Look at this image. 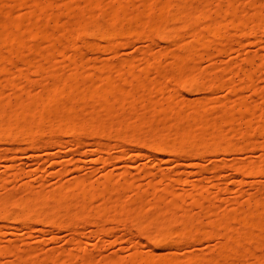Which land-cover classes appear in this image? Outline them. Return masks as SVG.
<instances>
[{"label":"bare ground","instance_id":"6f19581e","mask_svg":"<svg viewBox=\"0 0 264 264\" xmlns=\"http://www.w3.org/2000/svg\"><path fill=\"white\" fill-rule=\"evenodd\" d=\"M220 1L222 3L219 0H0V144H24L26 150L38 151L41 145L46 148L52 143L58 149L68 144L63 138L81 145L82 137H91L97 140L98 148L104 140L116 141L145 146L155 156L168 154L176 160L202 159L203 146L214 147V150L224 145L239 150H263L264 143L251 141L264 136V107L256 101L252 104L239 100L223 102L210 97L182 105L169 101L168 108L157 110L150 99L152 94H162L170 86L174 88L172 92L179 88H187V91L199 88L207 90L211 96L221 86L230 93L244 86L251 89L257 99H262L263 92L257 90L251 71L231 66L217 68L215 61L225 54L240 53L245 39L253 38L257 42L264 39V14L251 2L239 8L235 5L237 0ZM48 20L54 22L51 32ZM60 21L66 27L59 25ZM202 21L207 23L204 27H200ZM134 36L156 38L175 46L177 50L167 47L160 53L171 59L167 68L162 67L161 56H155L150 50L144 51L140 60L133 58L114 63L98 55L89 61L83 59V48L79 45L83 42L85 49L93 54L113 55L120 44ZM185 36L190 41L181 45ZM36 39L46 42L45 48L41 49ZM29 40H33L31 45ZM209 49H214L216 56L210 55ZM68 51L72 52L71 56ZM57 56H62L63 60L59 61ZM204 56H208L209 66L201 69ZM246 58L252 66L253 57ZM257 69H264L263 58ZM30 73L47 85L35 94L29 91ZM149 74L155 76L153 81L149 80ZM23 83L28 88H24ZM6 90L12 93V98L5 96ZM131 95L137 97L128 99ZM181 108L189 112L184 132H181L184 123ZM211 113L215 116L209 117ZM173 114L180 117L177 125L165 127L166 121L162 124L160 117ZM196 128L199 132L193 131ZM12 159H6L1 167L12 168L6 165ZM55 159L52 157L50 161L54 163ZM109 159L104 166L111 164ZM228 168L239 176L257 177L264 173V159ZM202 170L212 175L208 186L198 180L190 185V191L181 190L179 194H175L174 185L184 182L175 175L162 174L161 179L168 182L160 191L164 196L155 198L152 204L138 194L126 196L134 182L127 179L125 173L121 174L122 182L105 175L101 189L90 185V176L83 175L49 192L35 190L30 184L22 191H7L4 179L0 178V189L5 191L0 196V221L13 220L26 228L33 221L73 228L74 220L92 213L93 216L112 214V220L123 218L133 223L137 232L159 249L210 238L214 235L212 229L221 227L224 230L219 234L222 243L214 255L213 252L209 257L192 255L190 263L246 264L247 259L253 257L251 247L264 250V200L257 198L259 190H255L243 205L240 181L235 198L229 202L230 209L220 213L216 207L205 206V202L221 200V193L229 192V188L215 183L222 171L220 166ZM65 172H58L57 176ZM31 173L36 175L38 169ZM214 187L217 192L211 193L209 188ZM148 188L158 191L155 185ZM98 196L104 202L93 207L92 200ZM167 197L171 200L165 203ZM192 208L206 213L209 221L203 223L199 215L191 214ZM151 209L158 212L152 216ZM12 254L16 264H29L23 260L24 253ZM161 256L155 254L157 258ZM151 257L142 259L135 254L129 262H110L179 264L174 258L156 262ZM254 258L255 261L261 259L251 264H264V257Z\"/></svg>","mask_w":264,"mask_h":264},{"label":"rangeland","instance_id":"374dc122","mask_svg":"<svg viewBox=\"0 0 264 264\" xmlns=\"http://www.w3.org/2000/svg\"><path fill=\"white\" fill-rule=\"evenodd\" d=\"M62 2L64 3V1H61V3ZM219 2L222 3L220 0ZM247 2L254 4L255 7L264 14V0H237L235 5L242 8ZM22 10L24 11V8ZM27 10L24 12H28ZM76 14L78 15V12H76ZM72 18L73 17H71L70 21L74 20V18ZM66 19L69 20L68 18ZM43 20L41 21H46V19L45 21ZM64 20L65 18H63V22L66 24ZM38 21H40V19ZM204 22L202 21L199 23L200 27H204L205 24H207L206 21ZM60 24L61 21L59 22V25ZM64 24H61V26ZM47 25L50 31V29L54 27V22L48 20ZM64 26L66 27V25ZM62 35L63 34H61V36ZM32 41L29 40L28 43L31 45L32 43L30 42ZM189 41L190 39L185 36L180 43L181 45H185ZM35 42L37 43L38 40L36 39ZM35 42L33 43L36 44ZM39 42L38 44L42 47L41 49H43V47L45 48L47 43L41 40ZM96 42L100 45L103 44L98 41ZM84 43L85 42L79 45L83 48L81 52L85 61H89L95 55H98L102 60H111V62L114 63L122 60H131L133 58L140 60L141 54L146 50H150L155 56H161L160 53L164 48L169 47V50L172 51L176 49L175 46L173 47L156 38L150 40L145 37L134 36L120 44L116 48L115 54L100 55L93 54L86 50V45ZM208 52L212 56H216L217 54L214 49H209ZM68 53L65 55V58H67ZM70 53L72 54L71 51ZM248 56L253 57L252 60H254V64L252 66H249L247 63L246 57ZM61 57L57 56V59H59V61L63 60V57ZM261 58L264 59V39L257 42L253 38H249L243 40L240 53L236 54L233 52L225 54L215 61L217 68L231 66L232 68L242 67L244 71H251L256 79L257 90L263 92L261 100L253 95L251 89L244 86L236 87L233 93H230L225 87L221 86V88L218 87L217 90L214 91V94H212L213 96H211L207 90L201 91L199 88L190 89L188 91L187 88H179V90L172 92L171 89L174 88L170 86L168 91L162 94L154 93L150 96V99L155 103L157 110L168 108L167 105L169 101H174L178 105H182L190 102H199L210 97L223 102L228 100L231 102L239 100L252 104V102L256 101L264 107V69H257V64ZM170 60L169 57L162 55V67L167 68ZM14 61H17L16 58H14ZM208 66V56H204L200 67L204 69ZM13 71L15 70H12V72ZM241 76L242 73L240 74V77ZM154 79L155 76L149 74V80L153 81ZM29 81L30 84L32 83L29 88L32 94L40 92L43 87L47 86L45 81H42L41 78L35 76L33 73L29 74ZM25 86H27L26 83H23V87L28 88ZM5 96L12 98V93L6 90ZM135 97L137 96L131 95L128 99H133ZM85 102L88 103V100H85ZM181 110L182 113L180 115L184 117L181 132H184L187 130L185 117L189 116V112L187 113L188 110L186 108H181ZM208 116L215 115L211 113ZM160 118L162 124L163 121H166L165 127L173 126V124L176 122L178 123V119H180L179 115L176 114ZM245 121H247V119H244V122ZM177 123L174 125H177ZM193 131L199 132L197 128L193 129ZM142 137L146 138L145 135ZM62 141L68 142V144H63V146L58 149L52 143L46 148L41 145L38 151L26 150L24 144L1 143L0 178L4 179L7 191H22L27 184H30L35 190L43 189L49 192L59 185H66V183L72 181L74 177L83 175L90 176L88 182L90 185L101 189L100 184L105 175L109 174L112 176L115 182H122L123 179L121 174L125 173L127 179L134 182L133 189H131L126 196L135 197L138 194L142 196L144 201L152 204L155 198L164 196V193L160 191L168 182L161 179L160 176L162 174L175 175L184 182V184L174 185L175 194H179L181 190L190 191V185L198 180H203V184L208 186L207 182L212 175L202 169H210L218 165L222 168V171L218 181L215 180V183H218L219 186L226 185L229 188V192L221 193V200L219 201H213L211 203L205 202V206L216 207L220 213H222L223 210L230 209L229 202L235 198L237 186L240 181L243 183L240 187L244 192V197L241 200L243 205L248 202L249 195L253 194L255 190H259L257 198L264 200V173L257 177H243L239 176L232 168H228V166L233 164H247L251 161L264 159V149L255 148L239 150L233 149L232 146L227 147V145H224L223 148L214 150V147L203 146V148H205V150L203 149L205 153L202 159L188 160L181 158L176 160L173 156L168 154L155 156L147 147L137 146L135 144L125 145L116 141L104 140L101 142L102 147L98 148L95 145L97 140L91 137H82L81 145H78L79 142L77 144V141H71L69 138H63ZM241 141L242 140H238V142ZM251 141L264 143V136L256 137L255 140ZM11 157H13V159L9 160L10 162L6 165H11L12 168H2L1 165L5 163V160ZM52 157H56L54 163L50 161ZM108 158H110L111 164L104 166L103 163ZM36 168L38 169V173L34 175L31 173V170ZM64 170L66 172L58 177L57 173ZM150 185H155L158 191L153 192V190L148 188ZM209 190L211 193L217 192L216 187L209 188ZM4 192L3 189H0V196L3 195ZM170 200L171 198L167 197L165 203ZM103 202L104 200L99 196L92 200L93 207H99ZM190 211L193 215H199L203 223L209 221V217L206 213L193 208ZM157 212L158 210L156 209L150 210L152 216ZM92 214L89 217L74 220L75 226L73 228L56 225L52 226L36 221L31 222L29 228H26L19 223L13 222V220L10 222L0 221V264H16L12 254V252L15 251L24 253L25 256L23 260L29 264H111L110 261L115 260L129 262L135 254L141 256L142 259L152 256L151 258L156 262L174 258L179 264H191L189 259L193 257L192 255L202 256V254H206L207 257H209L211 256L208 255L210 252H213L211 254L214 255L217 251H215V249L220 247V242L222 243L219 234H223L222 232H224L221 227H216L212 229L214 235H211L212 237L210 236V238L207 237L197 242L182 243L176 246L172 245L164 249H159L151 246V244L137 232L133 223L130 221L124 220L123 218L112 220V214L107 216H93ZM150 214L148 213V215ZM237 227L241 230L240 226H236V228ZM261 249L254 247L250 248L253 257H255L254 259H257L256 257H264L262 256L264 255L262 254L264 250ZM34 250L36 252L35 254L33 253ZM155 254H161L163 257L157 258ZM69 255L71 257L66 258ZM47 256H50L51 259L50 257L47 258ZM253 257L251 258L250 256L246 264L254 263L255 260H253ZM258 260L255 262H259Z\"/></svg>","mask_w":264,"mask_h":264}]
</instances>
